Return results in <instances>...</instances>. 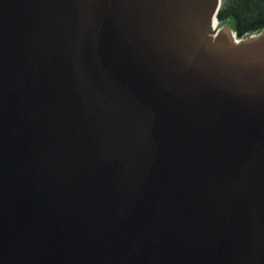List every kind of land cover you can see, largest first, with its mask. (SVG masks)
I'll list each match as a JSON object with an SVG mask.
<instances>
[{
    "label": "water",
    "instance_id": "obj_1",
    "mask_svg": "<svg viewBox=\"0 0 264 264\" xmlns=\"http://www.w3.org/2000/svg\"><path fill=\"white\" fill-rule=\"evenodd\" d=\"M222 0H0V264H264V29Z\"/></svg>",
    "mask_w": 264,
    "mask_h": 264
},
{
    "label": "trees",
    "instance_id": "obj_2",
    "mask_svg": "<svg viewBox=\"0 0 264 264\" xmlns=\"http://www.w3.org/2000/svg\"><path fill=\"white\" fill-rule=\"evenodd\" d=\"M217 16L221 24L234 17L239 35L259 31L264 28V0H223Z\"/></svg>",
    "mask_w": 264,
    "mask_h": 264
},
{
    "label": "rangeland",
    "instance_id": "obj_3",
    "mask_svg": "<svg viewBox=\"0 0 264 264\" xmlns=\"http://www.w3.org/2000/svg\"><path fill=\"white\" fill-rule=\"evenodd\" d=\"M225 24L228 25V26L234 27L235 18L234 17H230L229 19L226 20Z\"/></svg>",
    "mask_w": 264,
    "mask_h": 264
}]
</instances>
